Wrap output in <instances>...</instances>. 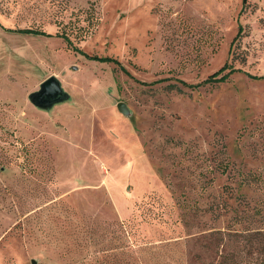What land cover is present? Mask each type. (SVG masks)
Wrapping results in <instances>:
<instances>
[{
    "label": "rangeland",
    "instance_id": "obj_1",
    "mask_svg": "<svg viewBox=\"0 0 264 264\" xmlns=\"http://www.w3.org/2000/svg\"><path fill=\"white\" fill-rule=\"evenodd\" d=\"M242 6L0 0V264H264V0ZM50 77L65 100L36 107Z\"/></svg>",
    "mask_w": 264,
    "mask_h": 264
},
{
    "label": "water",
    "instance_id": "obj_2",
    "mask_svg": "<svg viewBox=\"0 0 264 264\" xmlns=\"http://www.w3.org/2000/svg\"><path fill=\"white\" fill-rule=\"evenodd\" d=\"M65 97L59 81L54 77H50L40 85L38 92L29 96V99L36 107L47 109L62 102L65 100ZM117 108L122 114H127V109L123 103L118 104Z\"/></svg>",
    "mask_w": 264,
    "mask_h": 264
},
{
    "label": "trees",
    "instance_id": "obj_3",
    "mask_svg": "<svg viewBox=\"0 0 264 264\" xmlns=\"http://www.w3.org/2000/svg\"><path fill=\"white\" fill-rule=\"evenodd\" d=\"M246 1L247 0H243V6H242V9H241V11L239 13V16L242 14V12L245 9ZM242 31H243V27H241L239 25L238 26V32H237V35H236V39H238V37H240L242 35ZM20 33L49 36V35H46L43 32H39V31H35V30H23ZM64 39H65V41H66L68 46L72 45V42L69 40L68 37L65 36ZM73 50L76 51V52H79L82 55H85L80 50H78V48H73ZM89 59L92 60V61L100 62V63H114V64H118L119 63L117 60H114V59H111V58L89 57ZM238 71H240V70L239 69H235L233 66L229 65L228 63H226L218 72L214 73L208 81H212V82H215V83L224 82V81L227 80V78H229L230 75H232V74H234V73H236ZM183 85H186V83L183 82ZM189 87H191V86H189Z\"/></svg>",
    "mask_w": 264,
    "mask_h": 264
}]
</instances>
